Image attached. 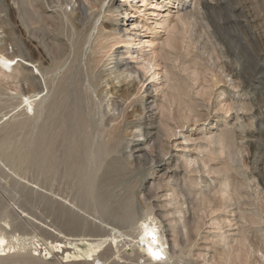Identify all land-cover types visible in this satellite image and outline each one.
I'll return each instance as SVG.
<instances>
[{"label":"rangeland","instance_id":"obj_1","mask_svg":"<svg viewBox=\"0 0 264 264\" xmlns=\"http://www.w3.org/2000/svg\"><path fill=\"white\" fill-rule=\"evenodd\" d=\"M52 1L0 0V40L24 39L38 60L18 57L7 73L0 68V142H7L10 154L0 162V206L10 204L52 231L22 225L28 261L41 258L43 264L45 244L55 246L59 231L58 239L78 237L65 233L57 214L64 207V214H83L75 203L86 195L75 200L72 192L90 166L101 198L115 204L119 193L132 188L141 218L155 216L172 258L161 264H264V0H148L146 6L140 0ZM81 7L87 19L72 32L63 15L74 18ZM6 46L10 53L16 49L11 41ZM57 64L60 73L54 75L35 67L44 71ZM115 64L138 70L140 77L115 79L109 70L116 71ZM21 65L39 79L40 93L33 98V106L42 110L37 116L27 115L26 104H20L28 82L13 75ZM154 67L161 69L159 83L151 80ZM68 78L76 85L68 86ZM88 79L97 84L94 89L89 90ZM66 88L81 97L79 120ZM107 89L112 94L106 96ZM99 100H104L101 111L117 107L100 126L95 123ZM90 141L94 154L82 155ZM135 145L136 159L128 153ZM234 153L248 160L245 167L236 164ZM253 155L263 160L256 176ZM18 160L27 169L22 182L35 189L26 197L18 178L5 174ZM255 214L263 219H254ZM121 251L107 264L115 259L152 264L139 249L126 245ZM49 261L63 264L61 254ZM9 263L28 262L13 258Z\"/></svg>","mask_w":264,"mask_h":264},{"label":"bare ground","instance_id":"obj_2","mask_svg":"<svg viewBox=\"0 0 264 264\" xmlns=\"http://www.w3.org/2000/svg\"><path fill=\"white\" fill-rule=\"evenodd\" d=\"M54 1H52V3ZM133 1H136V0H133ZM140 1L143 3L142 4L143 6H146L148 3V0H140ZM49 2H51V1H49ZM126 2L133 4L130 0H126ZM49 4H51V3H49ZM62 5H64V4L62 3ZM22 6L23 5H21L20 7H22ZM23 7H22V9L25 8V7L24 8ZM19 11H20V8H19ZM76 11H77V7H76ZM26 12H27V10H26ZM83 13L84 12H82V7H81L78 9V12L76 13L77 15L74 18L72 16H69L66 12L64 15L62 14L67 19V23L70 22L71 27H72V32H73V28H77L78 26H81V25L83 26V24H81L82 20L86 18L85 16H84L85 18L83 17ZM25 14H27V13H25ZM28 15H30V14H28ZM28 15H26V16H28ZM26 16H24V17H26ZM35 16H37V15L35 14ZM40 16H42V15L40 14ZM29 17L30 16H28V18ZM41 18L43 19V17H41ZM28 23H29V21H28ZM25 25H26V23H25ZM93 27H92V29L90 27L91 31L94 29ZM29 29H31V28H29ZM35 30H37V29H35ZM43 36H44V34H43ZM88 38H89V36L87 37V39ZM21 40L14 38V37L4 38V39L0 40V68L3 72L7 73V71L9 69H11L12 65L14 64L15 59H17L18 57H20V59L28 61L27 63H36V61H38L34 57V52H33L32 48L29 45H27V43L23 42L24 39H23V41H21ZM8 41H11L16 46V49L12 53H10L7 49L6 45H7ZM42 42H43V39H42ZM85 43H86V41H85ZM122 44H123V40H119L117 46L121 47ZM45 45L47 46L48 44H45ZM56 45L58 47L60 46L58 44H56ZM71 46H72V44H71ZM47 49H49V48H47ZM54 50H56V49H54ZM74 50H75V48H74ZM59 51H60V49H59ZM62 52H64V51H62ZM113 55H116V54H113ZM133 55H134V52H131L130 56L132 57ZM53 56H56V55H53ZM63 56H64V54H63ZM59 57H61V56L59 55ZM152 58H149L150 59L149 61H151ZM153 59H155V58H153ZM19 61L20 60L18 59L16 64H18ZM153 62H154V60L151 62V64ZM60 65L61 64H57V66H55L51 70H48V68L46 67L48 71L47 70L42 71L40 68L37 67V65H35V67L38 69V71L41 74L44 73L45 71H46L45 72L46 74L47 73L53 74V73H57V72L60 73V70H59ZM62 65H63V63H62ZM125 65H127V64H125ZM115 66L117 67L116 71L113 70L114 66H111L109 68V70L114 73L115 79H117V80L120 79V77H124L123 79H125V78L127 79L129 77H132L133 73H135V76L133 75V77H135V78L140 77V74H138V70H132L131 68H128V67H125V70L124 69L122 70L118 64H115ZM28 67L29 66H22L21 68L16 67V69H15L16 73H14L13 77L17 78L18 75L21 74V77L26 82H28V84H27L28 88L26 90L27 93H23V94L21 93L23 98L21 99L20 104H23V103L26 104V106H25L26 111L25 112L27 115H31L33 113L34 116H37L38 114H40L42 112V110L40 108H39V110H36V106L35 107L33 106V103H34L33 98L37 97L40 93L37 90L38 83H39L37 81L39 79L36 81L37 77H36L35 73H33V72H32V74L26 73V71L29 70ZM11 73H12V71H11ZM11 73H9V74H11ZM151 75H152L151 80L154 82L156 81L159 83L162 80V74H161L160 68H155ZM70 77L72 78V76H70ZM70 79H69V82H70ZM72 79H75V78H72ZM115 79H113V80H115ZM86 81L88 82L87 86H88L89 90H91L92 88L94 89V87H96V85H97L95 83L96 85L94 84V86H93L92 83H94V82L89 81V79ZM73 82H74V80L72 81V83L71 82H70V84L68 83V86L71 84L74 85L75 82L74 83ZM78 82H80V81L78 80ZM78 82H77V84H78ZM106 84H110V82L109 83L106 82ZM74 87L76 88V86H74ZM74 87L72 86V88H74ZM70 89H71V87H70ZM61 91H63V90H61ZM64 91H65V94H67L66 95L67 100L71 101V104L75 106L76 115H74L75 116L74 118L79 120L80 115L78 114V112L81 111V109L77 104H78L79 100H81V97L78 94H76V91L74 89L69 90L68 88H66V89H64ZM93 92H96V89ZM1 93L2 92L0 91V94ZM106 93H107L106 94V96H107L111 92L108 91V89H107ZM124 93L122 95H124ZM128 93H129V91H128ZM43 96L40 97L42 100L46 97V96H44V97ZM62 96H63V94H62ZM83 96H86V95H83ZM125 96H127V95H125ZM86 97H88V96H86ZM120 97H121V95H120ZM86 100H87V98H86ZM101 100H99V101H101ZM104 100H106V99H104ZM104 100H103V102H104ZM88 101H90V98L88 99ZM40 102H41V100H40ZM103 102L101 101L100 103H97L98 109H99V111L97 113L99 114V118L95 121V123L99 124V126L102 123V121L104 120V117L107 114H109L111 110H112V115H113V113H115V112H113V110L117 111V107H115V106L114 107L112 106L113 108L111 109V107H110L112 105L111 103H110L111 104L110 106L109 105H107V107L104 106L105 108L101 111V108L103 107ZM67 104H69V103H67ZM72 108H73V106H72ZM95 109H97V108H95ZM145 109H146V106L144 105L143 110H145ZM73 127L76 130L78 129V127L75 124L73 125ZM138 128L141 129L142 125H140ZM140 132H142V131H140ZM92 141H90V143H88L86 145H83L82 155H93L94 154V152H93L94 147L92 148V145H93ZM78 146H80V145H78ZM93 146H95V145H93ZM128 146L130 147V145H126V147H128ZM138 146L139 145H135V146L131 147V151L128 152L131 158L133 157L134 159H136V156H138V155H134V151L135 152L140 151ZM133 149H135V150L133 151ZM234 154H236V153H234ZM234 154H233V160L236 161V164L238 161L241 164H243V166L245 167L247 165L248 160H246L244 156L239 158V156H237V154L235 156H234ZM9 155L10 154L8 153L7 142L6 141L0 142V162L4 163L5 160L9 157ZM253 156L256 157L257 155H253ZM258 157L251 160V167H252V171H253L252 174H254V175H255V173H257L258 168H260L259 164H261L260 160H262L261 159L262 157L261 158H258ZM91 159H92V157H91ZM238 165H239V163H238ZM88 168H90V166ZM88 168H87V170H85L84 172L81 173V176L79 177L77 185H75V188L73 190L74 192H72V196L75 200H76V198H79L80 194L86 195V200H84V202L75 203L83 211V214H79V213H76L75 211H71V210H68V212H66V214H64L63 211H65V210H63V209L65 207L63 209L61 208L60 210H58V214H57V218L61 221L62 228H67L66 230H64L65 233L70 234V235H76L78 237L74 238V239L73 238H70V239L64 238L66 240L58 239L57 235H58V233L61 232V231H59L56 235V239H55L56 245L55 246L46 245L47 243L45 244V247H44L45 262H43V264H51L49 260L51 258H53L54 256H57V254H61V259H62L63 264H107V261L112 256L115 255V258H118L116 254L119 252H122L121 250L124 249V247L126 245L130 246L131 249L133 248V249L141 250L146 256H148L147 258L152 262V264H161V263H166V262L169 263L168 261L171 262L172 258L168 255V249H167L168 244L164 241V236L159 230V225H158V222L156 221L155 216L150 214L149 216L146 215V218H144V217L141 218V215H140V212H139V209L137 206V193L135 191L131 190L132 188H130L126 192L124 191V193H122V194L119 193V198L115 204L112 202L110 203L111 199L109 201V199H107L105 197L101 198L102 196L100 195V192H99V183H98V176L96 175V170L94 171L95 173H92L90 171V169H88ZM8 169L10 172L9 173L5 172L6 176H9V177L16 176L18 178V180L14 179L15 183L26 191L25 197L32 194L33 190H35V189H33L32 186L28 187L29 184L27 186V184L25 182H22V181H24V179H28L25 176V174L27 173V169L24 166V163L21 160L15 161L14 167H9ZM93 169H94V167L92 168V170ZM240 169H241V167H240ZM241 172L238 171V173H241ZM241 174H243V173H241ZM247 174H243V175H245L246 177H249V175H247ZM258 174L259 173H257V175ZM138 181L139 180H136L135 182H138ZM48 183L53 184V181L50 180ZM257 188H258V185H257ZM39 195H40V197L45 196L44 193H40ZM78 202H80V201H78ZM58 205L59 204L57 203V206ZM19 207H21V206H19ZM59 207H61V206H58V209H59ZM21 208H22V211L24 213H25V211H27V209H25L23 207H21ZM28 213H30V212L27 211L26 214H28ZM84 213L90 214V215L94 216L95 218L99 219L100 223H96V222L91 221L87 217V215L86 216L84 215ZM22 216H24V215H22V213H20L18 211H15L14 207H12L10 204L0 206V264H10L9 262L13 258H16L18 261L23 260L26 263L28 262L27 264H29V263L30 264H41V261L39 260L41 258H35L34 257L35 260L28 261V259L26 258V256H27L26 252H23L29 239L26 237L28 232L26 231L25 228H22V225H31L32 227H38L42 232H45V233H49V232L52 233V231L50 229V226L49 227L48 226H40V225H38V222H36L34 219L27 218L25 216L22 217ZM256 216L257 215L255 214L254 219H257V217L260 220L263 219V216H262V218H259L260 215L257 217ZM258 222H260V221H258ZM262 223L264 224V219H263ZM77 224L80 225L78 228L76 227ZM51 226H53V225H51ZM55 229H57V228H55ZM17 232H19L18 235H17ZM226 232L227 231L224 230L223 234H221V235L226 234ZM64 237H66V236H64ZM79 243H83L84 245L81 246ZM26 249H28V248H26ZM35 251H39V248L36 246H35ZM153 253H156V255H153ZM41 257H42V255H41ZM109 264H118V261H116V259H115V260H112L111 263H109ZM173 264H175V262Z\"/></svg>","mask_w":264,"mask_h":264},{"label":"snow or ice","instance_id":"obj_3","mask_svg":"<svg viewBox=\"0 0 264 264\" xmlns=\"http://www.w3.org/2000/svg\"><path fill=\"white\" fill-rule=\"evenodd\" d=\"M153 255H156V253H153Z\"/></svg>","mask_w":264,"mask_h":264}]
</instances>
